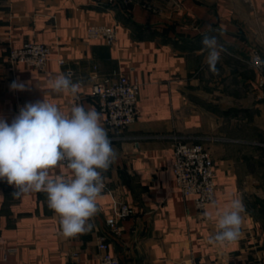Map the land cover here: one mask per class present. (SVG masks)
<instances>
[{"label":"crops","instance_id":"obj_1","mask_svg":"<svg viewBox=\"0 0 264 264\" xmlns=\"http://www.w3.org/2000/svg\"><path fill=\"white\" fill-rule=\"evenodd\" d=\"M131 1L0 0V116L11 123L26 103L43 99L66 115L75 104L91 106L117 153L102 173L91 230L72 237L62 234L45 193L17 198L14 186L0 181V264H99L100 240L120 264H264V228L248 205L261 191L257 153H248L264 148V99L249 51L264 53V0ZM90 24L114 25L115 42L88 39ZM205 35L224 48L218 74L204 63ZM25 41L51 46L44 68L8 61L9 48ZM113 72L141 84L138 119L123 128L104 124L90 91ZM61 74L80 85L77 96L52 92ZM13 81L26 90H10ZM176 140L202 143L214 161L215 199L202 210L177 187ZM51 174L71 178L66 166ZM233 198L245 206L241 238L209 243L216 212ZM121 203L133 212L110 226Z\"/></svg>","mask_w":264,"mask_h":264},{"label":"clouds","instance_id":"obj_2","mask_svg":"<svg viewBox=\"0 0 264 264\" xmlns=\"http://www.w3.org/2000/svg\"><path fill=\"white\" fill-rule=\"evenodd\" d=\"M204 63L212 74L224 52L216 37L205 35ZM10 90L25 91V84L13 81ZM54 93L77 96L80 85L61 74L51 82ZM102 114L94 107L75 104L70 114L43 99L26 103L11 123L0 116V181L14 186L13 196L43 192L48 207L60 218L62 234L72 237L90 231L105 184L103 172L116 159ZM66 166L71 178L52 176V170ZM245 206L233 198L216 212L217 232L209 243L228 245L242 236Z\"/></svg>","mask_w":264,"mask_h":264},{"label":"built area","instance_id":"obj_3","mask_svg":"<svg viewBox=\"0 0 264 264\" xmlns=\"http://www.w3.org/2000/svg\"><path fill=\"white\" fill-rule=\"evenodd\" d=\"M122 1L126 3L129 0ZM86 36L88 39H101L111 45L117 38V31L114 25L90 24L86 28ZM251 50L250 61L257 74L258 86L263 89L261 95L264 97V55L259 50ZM51 52V46L46 43L25 41L19 47L9 48L7 57L13 65L21 63L42 69L47 64ZM58 63H63V59H58ZM140 86L139 82L130 81L120 72H113L91 85L90 91L98 100L99 110L104 114V124L107 127L123 128L138 119L137 100ZM172 170L180 192L185 196H192L199 210L214 201L216 190L214 161L202 143L176 140ZM132 212V207L121 203L106 222L110 226H115L119 219L130 216ZM97 247L101 252L99 264H120L118 257L110 252L107 242L100 240Z\"/></svg>","mask_w":264,"mask_h":264},{"label":"rangeland","instance_id":"obj_4","mask_svg":"<svg viewBox=\"0 0 264 264\" xmlns=\"http://www.w3.org/2000/svg\"><path fill=\"white\" fill-rule=\"evenodd\" d=\"M117 1L125 3L122 0H115V1L110 2V3H116ZM130 2H132V1L129 0L128 2H126V4H128ZM175 5H177V2H175ZM116 31H117V29H116ZM251 49L252 50L256 49V50L260 51V49L257 46L251 47ZM249 53H250V51H249ZM262 54L264 55V53H262ZM250 59L251 58H250V55H249V64L252 67ZM254 72H255V70H254ZM255 84H256V88H257V90H258V92L260 94V97L264 99V97H262V95H261L263 89H261V87L258 86L256 72H255ZM256 153H257L256 175L258 177L257 190L260 189L261 191H260V195H257L255 199L252 198V199L249 200V204L248 205H249L250 209L253 211L254 217L257 218V221H258L259 225L264 228V148H261V147L260 148H256L255 151L253 150V151H251V153L249 152L248 154H256Z\"/></svg>","mask_w":264,"mask_h":264}]
</instances>
